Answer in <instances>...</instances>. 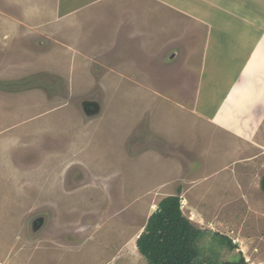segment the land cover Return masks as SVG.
Instances as JSON below:
<instances>
[{"label": "rangeland", "instance_id": "374dc122", "mask_svg": "<svg viewBox=\"0 0 264 264\" xmlns=\"http://www.w3.org/2000/svg\"><path fill=\"white\" fill-rule=\"evenodd\" d=\"M153 1L158 2L115 0L109 4L101 22L121 26V35L116 32L117 40L121 36L126 40L122 38L111 52L99 55L102 59L95 60L97 63L104 61L106 67L131 74L153 69L156 62L162 61L169 53H176L174 62L184 61L181 50L177 48L188 32L182 26L184 17L171 14L172 26L168 17L159 15L156 9L165 6ZM168 1L181 6L185 3L184 0ZM39 9L34 7L27 14H22L20 8L13 11L16 23L24 30L21 36L36 43L35 35L42 27L43 33L53 34L58 29L52 21L57 9L50 7L44 12ZM4 10L12 13L11 0H0V11ZM8 12L4 11L3 15L8 16ZM212 20L215 21L214 18ZM132 21L136 26H130ZM46 24L49 26L45 27ZM100 25L101 31L108 27L103 23ZM137 27L138 30L135 29ZM195 27L192 31L198 29L204 33L199 24ZM106 32L110 30L106 29ZM198 34L192 33L194 37ZM111 37H115L113 32ZM148 39L158 41L153 47L157 51L147 52L150 43L144 41ZM193 46L196 50L190 62L195 75L200 71L203 51L199 45ZM233 48L225 45L218 51L223 70L228 69L227 60L243 52L242 47ZM35 49L40 53L47 48L11 41L9 52L5 54L0 46V65L9 58L15 59L17 65L28 64L22 69V74H0V264H148L139 252L138 238L161 201L174 195L181 196L182 213L187 220L225 239L222 245L216 244L218 246L214 248L220 261L233 262L243 255L249 264H264V196L258 191V186H252L254 189L250 191L240 190L239 199L230 198L238 193L235 189L216 190L213 192L214 201H194L193 195L198 189H191L190 184H184L180 194L176 190L178 185L171 191L151 192L155 186L151 166L144 164L145 155L137 157L135 143L144 137L142 143L147 145L140 152L145 153L153 139L149 130L152 113L146 105L150 108L154 102L155 109L158 100L178 105L179 100L173 97L180 93L169 87L175 79L163 75L155 83L156 79L150 77L149 84L151 81L153 84L145 83L146 86L151 91L159 89V92L142 93L137 90L139 81L143 79L115 78L105 72L95 79H80L79 85H87L85 89L69 92L73 84L71 86L67 77L62 78L57 72L62 61L54 70L40 68L45 65L40 55L34 53ZM181 61L172 69H178ZM201 68L204 69L203 66ZM116 83L128 92L108 89ZM222 91L223 87L215 85V92L208 98L209 105H215L223 95ZM184 97L187 100L181 99L183 102L191 99L190 95L186 97L185 94ZM89 102L101 106L99 116L90 118L84 113ZM179 114L176 120L187 123V119ZM217 122L224 124L223 119ZM77 126L84 129L97 127L93 133L95 136H89L77 145L73 140ZM228 133H221L223 141L219 139L212 146V156L217 159L213 166H225L231 160L235 162L233 170L239 176L243 175L241 178L259 180L264 176V158H261L264 150L257 145L264 146V130L259 141L254 136L240 140L237 138L241 136L230 137ZM221 135L218 138H222ZM210 136L203 139V148ZM126 138L129 142L125 148ZM242 141L249 145V149ZM197 144L195 153L201 150L200 143ZM251 147H256L257 152ZM190 151L193 155L194 149ZM212 156L207 152L208 159L213 160ZM195 163L200 166L198 159ZM173 169L178 170L179 167ZM199 177L197 175L196 178ZM253 181L250 180L252 185ZM148 194L153 196V200L142 201L141 198ZM43 212L48 215V227L39 236L31 237L29 222ZM208 237L205 245L210 248L212 240Z\"/></svg>", "mask_w": 264, "mask_h": 264}, {"label": "crops", "instance_id": "0c3cea01", "mask_svg": "<svg viewBox=\"0 0 264 264\" xmlns=\"http://www.w3.org/2000/svg\"><path fill=\"white\" fill-rule=\"evenodd\" d=\"M157 1H153V3L166 7H156L159 15L167 16L172 26L174 20L170 17L171 14L184 17L182 26L188 32L183 40L179 41L177 47L181 50L184 61L178 60V62L168 64L163 58L162 61L156 62L157 65L153 69L141 70L138 73L131 74L119 72L112 67H106V64H103L104 61L97 63L95 60L102 59L99 55L111 52L122 38V40H126L122 36L117 40L116 32L121 35V26H110L101 22V16L105 13V10L109 9V4H112L115 0H11L12 13L4 10L8 12V16H5L3 15L4 11H0L1 52L7 53L11 41H19L21 45L35 44L41 49L47 48L45 51L40 50V53H36V49L34 50L36 55H40L39 58H42L41 61L45 65L40 68L54 70L62 61V67L57 72L62 78L67 77L71 86L73 84V88H69V92H79L80 90H77V88L85 89L87 85H79L80 79H95L105 75V72H108L106 75L115 78L137 77L143 79L139 81V90H137L142 91V93L148 91L159 92V89L151 91L146 86V84H153L152 81L149 84L150 77L156 79L155 83L163 75L172 77L175 80L174 84L169 86L170 90L172 87L182 95L179 96V94L173 97H177L179 100H175L179 102L178 105H170V103L167 104L159 100L156 101L155 109L153 107L154 102L152 103L153 108H148L146 105L152 113L149 130L153 139L150 140L149 148L146 149L145 153L140 152V149L147 145L142 143V140H145L144 137L141 140H136L139 144L135 151L137 157L145 155L144 164H150L151 166V177L155 183L151 192L155 190L171 191L177 185L176 190L179 191V189H184V184H190L191 189H198L197 192H194V201H200L201 199L214 201L216 198L213 196V192L216 190L228 191L235 189L238 193L230 198L239 199L240 190L250 191L254 189L252 186H258V191L264 196L261 188L263 175L259 180L253 181L249 178L253 181L252 185L250 180L241 178L243 175L239 176L238 172L233 170L235 162L230 160L225 166L216 167L213 166V163L217 159L212 156V146L219 139L223 141L221 133L229 132L228 136L230 137L232 135L241 136V138H237L240 140L243 137L252 139L254 136V139L259 141L261 138L260 133L264 130V128H261L264 124V0H188V2L184 0L183 6L168 0ZM34 7H39V11L43 12L50 7L57 9L54 13L55 16H52V21H55L54 27L58 28L57 31H54L53 34L51 32L43 33L41 30L44 27H42L35 35L38 39L37 43L33 39V42H31L21 36L24 30L16 23L13 15V11L17 8L21 9L22 14H27ZM213 18L215 21L212 20ZM102 23L108 26L106 29L110 30L109 33L106 32V29L101 31L100 24ZM131 24L130 26H133L134 21ZM196 24L200 25L199 28L204 33L198 29L192 31ZM46 26L49 25L46 24ZM135 29L138 30V27ZM112 32L115 34L114 38L111 37ZM194 32H199L200 35L194 37L192 35ZM145 42L150 43V46L146 49L147 52L157 51L153 47L158 41L148 39ZM194 44L199 45L200 50L203 52L202 60L199 63L200 71L196 73L197 79L194 86H192L185 79V76H187V71L192 72L193 63L190 61L192 53L196 50ZM225 45H228L230 49L242 47L243 52L235 58L227 60L229 66L227 64L226 67L228 69L223 70L221 68L222 59L218 51L220 47ZM260 50H263L261 55L259 54ZM227 54L230 56L228 52ZM179 61H181L180 67L172 69ZM4 63L0 65L1 76H6L7 73L14 76L16 72L22 74V69L28 65L26 63L17 65L16 60L12 58ZM161 63H163L162 66ZM137 64L139 65V60H137ZM162 67L168 69L164 70ZM207 77L209 78L207 79ZM215 85L223 87V95L215 105L211 106L208 98L215 92ZM109 88L115 90V92H128L125 87L117 83ZM170 90L166 87L168 93ZM109 91L111 92V90ZM185 94L186 97L191 96L189 102L181 100H187L184 97ZM201 95H206V97L201 98ZM180 112L182 114H179ZM178 114L187 119L188 122L181 123L179 119L176 120ZM221 119L224 120L225 125L217 122ZM209 134L211 136L203 148V139ZM87 135L89 134L81 133L80 126H78L75 134L76 143L80 144L86 139ZM219 135L222 138H218ZM124 141L127 145L128 139L126 138ZM197 142L200 143L201 150L195 153ZM208 142L213 144L208 145ZM226 142L228 141L226 140ZM242 143L249 149V145L245 141H242ZM257 147L264 150L262 145H257ZM253 148L256 151V147L250 149ZM191 149H194L193 155ZM207 152L213 157V160L207 158ZM125 155L129 158L126 151ZM261 158H264V156ZM195 159H198L200 166L195 163ZM202 159L203 161H201ZM192 162H194V166L191 165ZM187 163H189V167H187ZM173 167H179V169L175 170ZM197 175L200 177L196 178ZM186 179L188 180L185 181ZM149 198L152 199L153 196L151 197L148 194V196L146 195L141 199L142 201H148L151 200Z\"/></svg>", "mask_w": 264, "mask_h": 264}, {"label": "trees", "instance_id": "16d2710c", "mask_svg": "<svg viewBox=\"0 0 264 264\" xmlns=\"http://www.w3.org/2000/svg\"><path fill=\"white\" fill-rule=\"evenodd\" d=\"M261 188L264 194V177ZM181 191L179 189L178 193ZM181 200L180 195L163 199L142 232L137 244L148 264H247L242 255L238 261H220L214 248L225 239L187 220L182 213ZM208 236L212 240L210 248L205 245Z\"/></svg>", "mask_w": 264, "mask_h": 264}, {"label": "water", "instance_id": "95a60500", "mask_svg": "<svg viewBox=\"0 0 264 264\" xmlns=\"http://www.w3.org/2000/svg\"><path fill=\"white\" fill-rule=\"evenodd\" d=\"M177 57L176 53H169L164 56L165 62L168 64L174 63L173 58ZM86 106L93 107L92 110L87 113V117L94 118L101 114V106L98 103L89 102L86 103ZM88 110V109H87ZM89 111V110H88ZM47 213L43 212L41 215L37 216L35 219L30 220L29 222V233L31 237H37L42 234L48 227L49 219Z\"/></svg>", "mask_w": 264, "mask_h": 264}, {"label": "clouds", "instance_id": "9594fccd", "mask_svg": "<svg viewBox=\"0 0 264 264\" xmlns=\"http://www.w3.org/2000/svg\"><path fill=\"white\" fill-rule=\"evenodd\" d=\"M187 76H185V79L187 80V81H189L190 83H191V85L192 86H194V84H195V82H196V79H197V75L195 74H193L192 72H189V71H187ZM71 92V91H70ZM86 112H87V109L84 107V113L86 114ZM97 128V127H96ZM76 129L78 130V126L76 127ZM81 132V131H80ZM82 133V132H81ZM90 135H87L86 136V138L87 137H89ZM128 139V138H127ZM74 141H75V143H76V138H74L73 139ZM132 140V139H131ZM128 142H129V139H128ZM77 145H78V143H76ZM128 144V143H127ZM141 145V144H140ZM125 146H127V145H125L124 144V147ZM135 146H139V144L136 142L135 143ZM181 208H182V210H183V205L181 206ZM157 210H158V208H157ZM191 220V219H190ZM148 222H149V220H148ZM192 222V221H191ZM193 223V222H192ZM148 225V223L146 224V226ZM146 226L144 227V230H145V228H146ZM143 230V231H144ZM141 236V235H140ZM219 236H222V235H219ZM140 238V237H139ZM139 238H138V240H139ZM138 242V241H137ZM138 245V244H137ZM233 248H235V247H233ZM241 256V255H240ZM242 257H243V255H242ZM245 259V258H244ZM236 261H238V260H236ZM245 262L247 263V264H249L247 261H246V259H245Z\"/></svg>", "mask_w": 264, "mask_h": 264}, {"label": "flooded vegetation", "instance_id": "af4514ba", "mask_svg": "<svg viewBox=\"0 0 264 264\" xmlns=\"http://www.w3.org/2000/svg\"><path fill=\"white\" fill-rule=\"evenodd\" d=\"M92 108H93V107H87V106H86V109L89 110V111L87 110V113H89V112L92 110ZM96 129H97L96 127H95V128H90V129H84L83 127H80V131H81L82 133L89 134L91 137L94 136L93 133L96 131ZM79 159H81V158H79ZM80 162H81V161H80ZM81 163H82V162H81Z\"/></svg>", "mask_w": 264, "mask_h": 264}]
</instances>
